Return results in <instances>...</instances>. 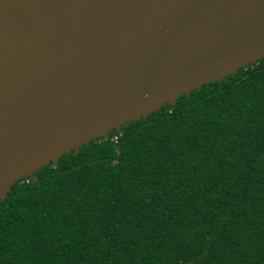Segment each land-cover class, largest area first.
<instances>
[{
    "label": "trees",
    "instance_id": "16d2710c",
    "mask_svg": "<svg viewBox=\"0 0 264 264\" xmlns=\"http://www.w3.org/2000/svg\"><path fill=\"white\" fill-rule=\"evenodd\" d=\"M122 131L13 184L0 264H264V59Z\"/></svg>",
    "mask_w": 264,
    "mask_h": 264
},
{
    "label": "water",
    "instance_id": "95a60500",
    "mask_svg": "<svg viewBox=\"0 0 264 264\" xmlns=\"http://www.w3.org/2000/svg\"><path fill=\"white\" fill-rule=\"evenodd\" d=\"M260 59L264 0H0V200Z\"/></svg>",
    "mask_w": 264,
    "mask_h": 264
},
{
    "label": "built area",
    "instance_id": "2783aa9c",
    "mask_svg": "<svg viewBox=\"0 0 264 264\" xmlns=\"http://www.w3.org/2000/svg\"><path fill=\"white\" fill-rule=\"evenodd\" d=\"M114 139H116V138H114Z\"/></svg>",
    "mask_w": 264,
    "mask_h": 264
}]
</instances>
